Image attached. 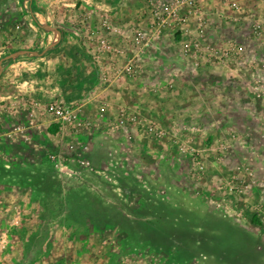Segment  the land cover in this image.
<instances>
[{
	"label": "rangeland",
	"instance_id": "rangeland-1",
	"mask_svg": "<svg viewBox=\"0 0 264 264\" xmlns=\"http://www.w3.org/2000/svg\"><path fill=\"white\" fill-rule=\"evenodd\" d=\"M206 2L210 6L206 4L202 10L196 0L200 12L185 16L187 23L194 21L195 25L190 40L217 47L236 42L244 52L237 59L221 63L185 58L182 45L186 38L182 41L176 23L168 27V33L163 31L155 38L154 49L146 55L148 62L135 64L140 73L146 69L144 74L150 78L145 82L146 91L136 96L141 105L140 118L143 124L152 122L166 131L181 129L184 137L192 139L197 155L192 161L181 157L169 139H155L140 124L137 141L146 145L147 155L141 158V165L150 170L163 164L165 175L174 174L170 182L179 185L180 191L175 194L190 201L204 193L206 210L213 209L210 199L215 194L219 197L216 199L233 198L232 207L223 211L237 214L234 228H228L227 223L211 225L215 231L221 230L215 241L220 254L213 259L219 264H264V0ZM216 3L223 10H217ZM121 9L122 14L113 24L131 27L130 38L125 29V39L132 42L137 15L141 14L140 23L146 27L151 25L152 16L146 0H124ZM186 11L182 7L179 14ZM256 25L261 27L260 34H253ZM13 49L0 44V56ZM256 87L261 90L254 91ZM20 117L21 113L13 118ZM105 132L111 136L117 133L112 128ZM123 133L125 139L132 137L130 130ZM67 137L59 140L68 154L57 151L66 160L70 155ZM29 138L26 141L17 137L0 148V200L4 203L0 214V264H202L199 257L190 255V250L184 253L191 241L182 240L173 248L149 239L147 233L133 234L130 227L134 224L123 230L109 227L99 216L93 219L89 210L93 216L98 213L99 201L106 194L103 166L98 160H90L97 172L94 170L90 176L82 172L73 181L60 179L48 160L55 152L53 143L48 140L31 146L27 144L32 140ZM79 138L82 146L85 137L82 134ZM131 159L125 160L124 166L129 168ZM86 179H92L94 191L87 190ZM120 179L124 192L137 191V180L139 187L152 193L142 178L124 174ZM229 185L245 187L246 191L232 195ZM90 203L96 206L88 208ZM240 203L244 206L239 207ZM59 216L61 221L54 223L53 218ZM14 218L17 224L12 222ZM145 224L155 225L153 221ZM163 228L168 233L170 222L165 221ZM204 244L212 246V240H204Z\"/></svg>",
	"mask_w": 264,
	"mask_h": 264
},
{
	"label": "crops",
	"instance_id": "crops-1",
	"mask_svg": "<svg viewBox=\"0 0 264 264\" xmlns=\"http://www.w3.org/2000/svg\"><path fill=\"white\" fill-rule=\"evenodd\" d=\"M0 3V44L9 49L14 48V51L0 56V125L10 129L14 123L25 122L27 112L24 102L26 99H36L41 103V112L35 115L30 129L27 130V134L31 136L29 139H32L27 144L37 146L49 140L53 143L52 147L55 146V151L62 150L67 155V150L63 151L61 137L67 135L68 143L76 138L67 131L58 132L56 126L50 124L45 105L49 101L58 100L70 108L77 109L82 117L94 121L91 133L83 135L85 140L81 144L87 148L85 155L92 162L98 160L103 166L101 174L106 172L113 178V182H108L102 174V181L107 186L106 194L99 201L101 206L98 213L95 212L93 216V211L89 210L90 216L93 219L99 216L108 226H117L123 230H126V225L134 224L130 227L133 234L147 233L149 239L152 238L161 245H171L173 248L178 247L182 240L191 241L192 243H187L189 248L182 250L184 253L199 257L202 264H219V261L213 258L220 254L215 247V241L220 238L221 230L215 231L211 225L227 223L228 228H234L237 214L233 211V214L228 215L223 211H227L228 206L232 207L233 198L216 199L219 197L215 191L216 197L210 199L213 209L206 210L208 200L203 197L204 193L190 201L175 194L180 191L179 185L170 182L174 174L165 175V167L161 166L163 164L150 170L142 168L141 158L147 155L144 150L146 145L137 141L141 133L139 125L143 124V121L140 118L141 105L136 96L142 94L139 92L146 91L145 82L150 78L144 74L146 69L141 73L138 69L136 76L132 78L117 77L116 72L130 59L134 65L138 62L147 63L149 58H146V55L154 49L156 42L155 37L150 36L145 49L139 54L134 53L135 51L131 53L132 43L130 39H125V31L127 30L130 38L132 28L128 25L113 24L122 14L121 3H124V0H0ZM198 4L202 10L205 6H210L206 0H198ZM216 4L218 6V3ZM216 9L223 10V7L219 5ZM140 16L141 14L136 17V26L148 32L149 36L151 27L140 23ZM102 18L108 19L112 31L121 29L120 33L101 30ZM194 26V21H191L178 27L182 41L186 38L183 43L190 40ZM95 31L98 37L108 38V42L118 53L103 52L101 60L95 62L93 53L96 50V42L90 39L91 33ZM169 31L170 28H164V33ZM211 46L205 44L201 48ZM202 59L206 61L204 57H199V61ZM104 74L106 78H103ZM4 107H8V110ZM120 110L129 113L137 121L127 129L132 132L130 141L124 137L123 127H119V121L122 120ZM102 111L105 112L104 115ZM19 113L23 118H13L14 114ZM149 124L152 122L144 123L142 127L145 128ZM114 127L117 131L115 136L105 132L110 128L114 130ZM7 145L8 139L0 142V148ZM127 146L128 149H125ZM131 151L134 154L130 156ZM128 155L130 157L127 159ZM131 158L133 162L127 168L124 166L127 164L125 160ZM135 164L141 167H135ZM93 168L95 170V167ZM92 172L85 175L90 176ZM124 174L134 175L138 180L142 178L149 184L148 188L152 193L139 187L137 180H134L137 191L131 189V193L124 192L119 183ZM92 182V179L85 180L87 190L94 191ZM129 194L134 195V198ZM131 200L132 202L128 203ZM243 204L240 203L239 207L244 206ZM95 206L90 203L88 208ZM60 218H53L54 223H59ZM149 221H153L155 225L145 224H150ZM165 221L170 222L171 229L168 233H164ZM204 240H212V246H206Z\"/></svg>",
	"mask_w": 264,
	"mask_h": 264
},
{
	"label": "built area",
	"instance_id": "built-area-1",
	"mask_svg": "<svg viewBox=\"0 0 264 264\" xmlns=\"http://www.w3.org/2000/svg\"><path fill=\"white\" fill-rule=\"evenodd\" d=\"M148 12L152 16L151 33L148 36V32L144 29L136 28L134 29V36L132 39V53H140L145 47L148 46V42L151 37L159 38L165 27H169L172 23L178 24V26H185L187 24L186 15L198 14L199 9L196 6V0H171V3L167 5L166 3L158 0H146ZM235 6V4H232ZM184 7L187 9L184 15H180V9ZM199 27V24H198ZM100 29L107 33H115L117 30L112 31V27L107 18H102L100 20ZM261 27L256 25L254 27L253 34H260ZM90 39L96 42V50L93 53V59L95 62L101 60L103 52L108 54L118 53V51L112 48V45L108 42V38L105 36H97V31L91 33ZM194 48H196V55L194 56ZM183 56L185 58H196L199 61L200 58H205L209 63H221L228 61L230 59L239 58L243 52V46L236 42H229L225 47L211 46L205 49L201 48V45L195 43L194 41H186L182 48ZM122 53V51H121ZM124 53H122L123 55ZM130 59V58H129ZM264 71V66H263ZM137 74L136 66L134 62L130 59L127 61L120 69L117 70V77L132 78ZM107 76L104 74L103 78ZM255 90H261L259 87L254 88ZM260 92V91H259ZM26 109V119L25 122H17L10 129L4 128L0 125V142L3 140H13L17 137L23 140H28L27 130L30 129L32 120L38 112H41V103L36 99H26L24 102ZM8 110V107H4ZM121 111V112H120ZM121 119L119 122L123 127V130L127 131L129 126L134 125L137 121L135 117L130 116L129 113L124 110H120ZM45 112L49 116L50 124L55 125L58 132L64 133L69 132L76 139L70 142L67 149L70 153L68 159H64V156L59 152L55 151L48 156V160L51 163L58 178L73 181L75 178L79 177L82 172L90 173L94 171V165L90 159L85 155L87 150L86 146L78 144L79 137L83 134L89 135L94 128V121L90 118L82 117L77 109L68 107L65 103L52 100L45 105ZM103 112V111H102ZM101 112V113H102ZM118 127V126H117ZM116 127V128H117ZM148 132H152L155 139L167 138L171 145H173L175 152L181 157H190L191 161L197 155L196 150L193 146L191 138L184 137L182 135V130L177 129L174 131H166L163 128L156 126L155 124H149L146 126ZM114 130L115 127H114ZM128 141L132 139L131 136H127ZM79 146V147H78ZM162 158V156L160 157ZM103 178L108 182H113V178L109 177L106 172L102 173ZM228 191L232 195H238L245 193V187L239 188L234 185L228 186ZM198 195V194H197ZM4 203L0 200V214L3 211ZM14 224H17L16 219H12ZM6 236V235H5Z\"/></svg>",
	"mask_w": 264,
	"mask_h": 264
},
{
	"label": "trees",
	"instance_id": "trees-1",
	"mask_svg": "<svg viewBox=\"0 0 264 264\" xmlns=\"http://www.w3.org/2000/svg\"><path fill=\"white\" fill-rule=\"evenodd\" d=\"M51 133H54V131H50Z\"/></svg>",
	"mask_w": 264,
	"mask_h": 264
}]
</instances>
